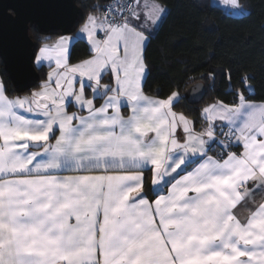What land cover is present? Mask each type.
I'll use <instances>...</instances> for the list:
<instances>
[{
    "label": "snow or ice",
    "instance_id": "1",
    "mask_svg": "<svg viewBox=\"0 0 264 264\" xmlns=\"http://www.w3.org/2000/svg\"><path fill=\"white\" fill-rule=\"evenodd\" d=\"M167 12L93 5L33 54L51 69L39 89L10 98L0 80V264H264V101L250 73L195 119L175 111L179 88L146 94ZM76 37L91 55L72 63ZM218 71L231 84V69L202 78Z\"/></svg>",
    "mask_w": 264,
    "mask_h": 264
},
{
    "label": "trees",
    "instance_id": "2",
    "mask_svg": "<svg viewBox=\"0 0 264 264\" xmlns=\"http://www.w3.org/2000/svg\"><path fill=\"white\" fill-rule=\"evenodd\" d=\"M76 2L81 10L76 30L84 23L82 17L93 5L106 3L103 0ZM165 2L168 5L165 21L154 34L147 49L151 71L144 84L146 94L164 98L170 90L179 88L184 96L185 90L191 84L202 81L206 94L201 102L193 104L185 98L175 106V111L183 112L195 119L199 113L193 111L194 109H200L216 100L232 103L235 97L231 89L242 87L241 73H250L253 77L251 80L253 87L247 89L246 94L252 101H264V0H240L246 9L241 15L231 13L212 0H165ZM31 30L36 52L43 44L57 36L42 34L34 25L31 26ZM90 55L85 40L76 38L72 46L71 62H78ZM36 67L40 80L31 89L39 88L50 70L46 64ZM210 69H231V84L219 71L215 81L202 78V74H206ZM0 79L4 82L9 96L21 94L15 91L1 58ZM202 124V120L196 124L197 130Z\"/></svg>",
    "mask_w": 264,
    "mask_h": 264
},
{
    "label": "water",
    "instance_id": "3",
    "mask_svg": "<svg viewBox=\"0 0 264 264\" xmlns=\"http://www.w3.org/2000/svg\"><path fill=\"white\" fill-rule=\"evenodd\" d=\"M80 14L76 0H0V58L16 92L24 93L40 80L32 59L36 48L31 26L42 34H70L76 30ZM205 94L202 81L184 92L193 104L201 102Z\"/></svg>",
    "mask_w": 264,
    "mask_h": 264
},
{
    "label": "rangeland",
    "instance_id": "4",
    "mask_svg": "<svg viewBox=\"0 0 264 264\" xmlns=\"http://www.w3.org/2000/svg\"><path fill=\"white\" fill-rule=\"evenodd\" d=\"M212 2L213 3H215V4H218V5H221L224 9H226V10H228V11H230L231 13H233V14H235V15H241V13L239 12V10L238 9H236V8H234L232 5H230L229 3H225V0H212ZM241 3V2H240ZM246 12V9H244V12L243 13H245ZM78 32V30L76 31H74V32H72V33H70V34H65V35H68V36H75V33H77ZM62 35V34H61ZM61 35H57L56 37L57 38H59L58 36H61ZM55 37V38H56ZM50 42V41H49ZM48 43V42H47ZM44 45V44H43ZM43 45L41 46V47H43ZM40 49V48H39ZM39 49H38V51L36 52V54L38 55V53H39ZM88 58V57H87ZM86 59V58H85ZM46 63H48L47 61H45ZM79 62V61H78ZM37 62H35V64H36ZM76 63V62H75ZM49 71H51V69L49 70ZM49 73V72H48ZM47 76H48V74H47ZM47 79V77L45 78V79H43L42 81H41V83L43 84V82L45 81ZM41 84V85H42ZM41 87V86H40ZM39 87V88H40ZM39 88H33V89H31L30 91H28V92H26V93H21L22 95L23 94H29L31 91H34V90H37V89H39ZM25 96V95H24Z\"/></svg>",
    "mask_w": 264,
    "mask_h": 264
},
{
    "label": "crops",
    "instance_id": "5",
    "mask_svg": "<svg viewBox=\"0 0 264 264\" xmlns=\"http://www.w3.org/2000/svg\"><path fill=\"white\" fill-rule=\"evenodd\" d=\"M83 24V23H82ZM79 29H80V27L77 29L78 31H79ZM76 30V31H77ZM75 35H76V33H75ZM56 37V36H55ZM53 38L50 42H52V41H55L56 39H58L57 37L56 38ZM59 37V36H58ZM76 38H78V37H76ZM77 63V62H76ZM41 64H46V65H48V63H46V62H43V63H36V65L37 66H39V65H41ZM1 80V79H0ZM7 94V93H6ZM8 95V94H7ZM24 95H28V94H18V95H12V96H9L10 98H14V97H23ZM153 96V95H152ZM254 102H259V101H254ZM211 104V103H210ZM206 106V105H205ZM70 112L71 111H76L77 109H76V107L73 105V106H70L69 107V109H68ZM122 111H123V113L125 114V115H128L129 114V112H128V109L127 108H123L122 109ZM178 113H180V112H178ZM232 151H237V152H239V151H241V149L239 148L238 150H233V149H231ZM217 151H218V149H217ZM211 155H213V156H215L216 154H217V152H211L210 153ZM244 214H246V210H241V215H244Z\"/></svg>",
    "mask_w": 264,
    "mask_h": 264
},
{
    "label": "built area",
    "instance_id": "6",
    "mask_svg": "<svg viewBox=\"0 0 264 264\" xmlns=\"http://www.w3.org/2000/svg\"><path fill=\"white\" fill-rule=\"evenodd\" d=\"M108 1H106V3H107Z\"/></svg>",
    "mask_w": 264,
    "mask_h": 264
}]
</instances>
